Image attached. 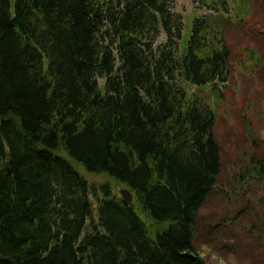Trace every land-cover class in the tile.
<instances>
[{
    "label": "trees",
    "instance_id": "trees-1",
    "mask_svg": "<svg viewBox=\"0 0 264 264\" xmlns=\"http://www.w3.org/2000/svg\"><path fill=\"white\" fill-rule=\"evenodd\" d=\"M253 1L194 0L210 16L181 47L172 0H0V264H206L194 240L221 170L225 33Z\"/></svg>",
    "mask_w": 264,
    "mask_h": 264
},
{
    "label": "rangeland",
    "instance_id": "rangeland-1",
    "mask_svg": "<svg viewBox=\"0 0 264 264\" xmlns=\"http://www.w3.org/2000/svg\"><path fill=\"white\" fill-rule=\"evenodd\" d=\"M172 1L173 12L184 23V47L195 19L210 13L198 8L194 0ZM225 38L231 49V77L217 111L215 136L221 170L198 214L194 246L206 264H264V174L250 177L248 172L252 158L264 155V0H254L248 21L231 25ZM165 42L162 31L157 46ZM179 85L214 107L209 89L182 81ZM75 167L92 186L107 184L120 198L126 190L109 176L91 174L78 164Z\"/></svg>",
    "mask_w": 264,
    "mask_h": 264
},
{
    "label": "water",
    "instance_id": "water-1",
    "mask_svg": "<svg viewBox=\"0 0 264 264\" xmlns=\"http://www.w3.org/2000/svg\"><path fill=\"white\" fill-rule=\"evenodd\" d=\"M121 198L129 205H132L133 196L128 190H124L121 192Z\"/></svg>",
    "mask_w": 264,
    "mask_h": 264
}]
</instances>
